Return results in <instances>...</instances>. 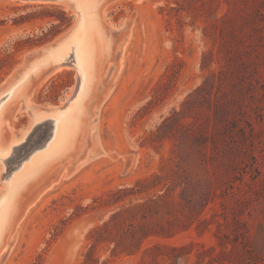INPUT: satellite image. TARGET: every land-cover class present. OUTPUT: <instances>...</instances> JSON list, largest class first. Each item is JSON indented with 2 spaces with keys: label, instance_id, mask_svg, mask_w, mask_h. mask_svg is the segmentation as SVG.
<instances>
[{
  "label": "rangeland",
  "instance_id": "rangeland-1",
  "mask_svg": "<svg viewBox=\"0 0 264 264\" xmlns=\"http://www.w3.org/2000/svg\"><path fill=\"white\" fill-rule=\"evenodd\" d=\"M76 18L66 3L0 0V91L26 55ZM96 28L110 45L83 101L80 131L65 156L18 192L0 264H78L89 231L118 209L114 191L150 178L143 197L162 196L158 221L178 225L158 241L189 253L176 264H264V0H102ZM76 83L67 67L30 100L20 90L3 99L0 147L45 119L33 121L35 114L61 108ZM54 126L35 128L6 172L46 144ZM112 248L96 247L99 264L139 263Z\"/></svg>",
  "mask_w": 264,
  "mask_h": 264
},
{
  "label": "bare ground",
  "instance_id": "bare-ground-1",
  "mask_svg": "<svg viewBox=\"0 0 264 264\" xmlns=\"http://www.w3.org/2000/svg\"><path fill=\"white\" fill-rule=\"evenodd\" d=\"M101 1L102 0L35 1L45 4L66 3L68 7H72V4H74L72 9L75 12L76 17V12H79L80 24L74 29V25L76 23L75 21L74 25L68 32L50 42L46 46H43L42 48L47 46L54 47L50 51L48 58L38 64L29 74H26L14 84L9 82L10 79H12L25 65L30 54L25 56L22 67L8 79L9 86L6 87L4 91H0V133L3 106L6 102V100H4L1 103L3 99L10 98L15 92L20 90L22 93H24V91L29 92L28 99L26 98L28 101L30 100L31 93L34 92L35 88L39 86L47 77H50L52 74L62 71L67 67L74 69L77 83L72 95L67 97L65 100L66 102H64L65 104H62L64 105L63 107L61 105V108L56 110L41 111L40 113L35 114L33 121L42 116H44L45 119L38 123L33 122L29 132L25 133L19 139H13L10 145L0 147V164L2 166L0 176L3 175V178L0 179V245L2 244L6 226L15 215V200L20 189L24 187L30 179V181H32V179H34L33 177L46 164L65 156V154L69 151L70 146L73 144L75 135L78 131H80V127L82 125L81 118L84 116V114L82 115L84 109V105L82 104L90 92L91 79L93 80L92 76L95 70L100 64H102V62H104L109 44L108 41L104 42L97 38L98 29L96 28V23ZM92 38L94 40L96 39L97 42L95 43L98 45V47L96 45L97 48L94 46L95 44H93ZM94 49H96L97 52H95ZM37 50L39 49L34 50L31 54L35 53ZM96 118L97 113H94L93 119H90V115H88V123L91 125L90 133L94 131V122ZM53 121L55 123L54 130L51 132L52 136L46 144L41 143L36 145L25 157L26 160L22 162L15 172L12 173V170L16 169L18 164L14 166L10 172H6L5 164L13 155L14 149L25 143L32 134H34L33 137L35 138V128L44 123H48L50 127V124ZM3 134L4 133H2V136ZM36 149L42 150L38 152L35 151ZM88 157L89 154L86 155L84 160ZM3 185L5 188H3ZM20 219L21 217L18 215L15 227L19 224ZM0 248L1 256L8 250L9 247H7V245H2Z\"/></svg>",
  "mask_w": 264,
  "mask_h": 264
},
{
  "label": "trees",
  "instance_id": "trees-1",
  "mask_svg": "<svg viewBox=\"0 0 264 264\" xmlns=\"http://www.w3.org/2000/svg\"><path fill=\"white\" fill-rule=\"evenodd\" d=\"M62 13V12H61ZM51 17L52 15H48ZM65 19L60 23L64 24ZM55 33H47L39 42L27 41L26 46L42 43L56 36ZM33 42V43H32ZM18 49V46L15 47ZM150 179L138 180L135 186L129 190L114 191V205L118 207L108 220L102 225L92 228L89 231L90 245L82 254V260L78 264H99L100 257L96 254V247L100 244L113 245L112 256L127 255L140 256L138 264L147 263L158 264L159 260L168 261L169 264H176V261L185 254L182 253L187 247L171 246L158 241V239H168L174 236L177 226L171 222L158 221L157 200L162 196L143 197L148 192V187H141L148 183ZM139 187V188H138ZM123 194V195H122ZM126 203L122 204L123 202ZM186 230V227H183ZM157 239V240H156ZM150 242L149 245L146 243ZM171 253V255L168 254ZM108 260L101 264H107Z\"/></svg>",
  "mask_w": 264,
  "mask_h": 264
},
{
  "label": "water",
  "instance_id": "water-1",
  "mask_svg": "<svg viewBox=\"0 0 264 264\" xmlns=\"http://www.w3.org/2000/svg\"><path fill=\"white\" fill-rule=\"evenodd\" d=\"M31 1H45V0H31ZM72 7H74V4H72ZM76 14H77V19L74 25V29L77 28L80 24V14L79 12H76ZM53 47L54 46L52 47L47 46L44 48H39V50H37L35 53L30 54V56H28L26 60L25 65L18 71V73L12 79H10L9 82H12V84H14L15 82L23 78L26 74H29L38 64H40L41 62H43L44 60L48 58L50 51L53 49ZM2 178H3V175L0 177V179Z\"/></svg>",
  "mask_w": 264,
  "mask_h": 264
}]
</instances>
